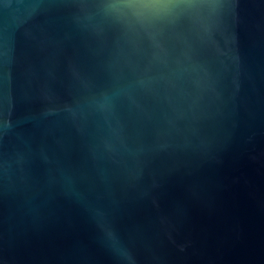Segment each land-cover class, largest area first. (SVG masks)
<instances>
[{
	"label": "water",
	"instance_id": "95a60500",
	"mask_svg": "<svg viewBox=\"0 0 264 264\" xmlns=\"http://www.w3.org/2000/svg\"><path fill=\"white\" fill-rule=\"evenodd\" d=\"M0 264H264V0H0Z\"/></svg>",
	"mask_w": 264,
	"mask_h": 264
}]
</instances>
